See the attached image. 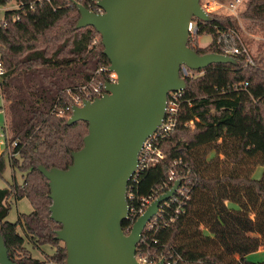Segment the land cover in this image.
Here are the masks:
<instances>
[{"label": "trees", "instance_id": "1", "mask_svg": "<svg viewBox=\"0 0 264 264\" xmlns=\"http://www.w3.org/2000/svg\"><path fill=\"white\" fill-rule=\"evenodd\" d=\"M12 1L21 5L6 10L0 23V96L10 164L23 179L0 188V231L17 264H43L29 254L26 238L35 247L55 246L51 260L66 264L67 249L56 238L62 225L51 218L49 180L38 166L67 169L73 163L72 153L83 147L89 124L69 125L58 111L94 78L104 79L107 73L97 71L110 60L95 27L76 28L77 5L66 0L35 9H30L32 0L0 4ZM242 17L248 29L264 30V0H248ZM212 18L197 19L198 38L208 33L211 42L201 47L190 39V47L204 54L245 45L235 17ZM233 57L237 65L213 63L182 72L187 87L178 126L163 144L167 159L146 172L139 186L146 194L166 178L174 159L182 160L177 169L186 174L190 198L174 222L155 234L158 243L152 236L148 240L152 249L180 257L181 264H264L248 259L264 246V173L254 177L256 168L264 167V56H252L254 64L245 54ZM5 167L1 154L0 174ZM11 196L28 198L33 206L15 222L7 220ZM129 225L125 220L124 230Z\"/></svg>", "mask_w": 264, "mask_h": 264}, {"label": "water", "instance_id": "2", "mask_svg": "<svg viewBox=\"0 0 264 264\" xmlns=\"http://www.w3.org/2000/svg\"><path fill=\"white\" fill-rule=\"evenodd\" d=\"M99 5L103 13L77 3L76 28L95 27L117 82H107L101 97L73 107L67 123L89 124L73 163L67 169L42 164L38 169L49 180L51 218L62 225L56 238L67 249L66 264H140L136 253L147 222L181 183L176 181L125 232L128 185L144 141L162 124L169 94L186 89L182 71L238 60L189 46L192 19H213L199 0H101ZM0 264H17L1 231Z\"/></svg>", "mask_w": 264, "mask_h": 264}, {"label": "built area", "instance_id": "3", "mask_svg": "<svg viewBox=\"0 0 264 264\" xmlns=\"http://www.w3.org/2000/svg\"><path fill=\"white\" fill-rule=\"evenodd\" d=\"M54 1L55 0H32L30 3V9H35L37 5H54ZM100 1L101 0H66V3H72L75 5H77V3L82 4L93 12L103 13L104 10L99 5ZM247 2L248 0H199L204 11L211 16L225 14L227 16L236 17L245 8ZM20 5V2H16V6L10 9H17ZM197 19L198 18H193L189 24V40L191 39V41H195L198 38L200 19ZM223 54L230 56L245 54L249 63H254L253 58L245 45L242 47L236 45L224 47ZM3 72L4 68L0 62V77ZM182 72L184 75L189 74V70H184ZM104 73H107L104 78L105 80H102V78H94L92 83L83 86L79 94L72 95L69 103L58 111L59 115L69 117L72 114L74 106H82L85 100H94L97 97H101L106 92L105 84L107 82H117V74L111 72L109 67H101L97 71L99 76ZM107 79L109 81H107ZM183 96L184 90L171 92L169 94L165 117L162 124L144 141L143 147L139 153L137 169L128 185L127 200L129 203V215L127 220L130 221V225L126 228V233H130L137 219L145 213L148 207L156 199L170 190L175 185L176 181H181L176 192L168 200L160 204L158 212L147 222L144 228L142 239L138 244L136 253V260L140 264H156L160 261H163L164 264H181L180 257L176 258L173 254L168 252L164 253L163 251L152 249L148 240L152 236L154 243H158L155 234L174 222L178 215L184 211L185 203H187L190 198L189 181L185 178L186 174L184 175L183 171L177 169V166L181 164L182 160L177 158L174 159L172 161L173 165L166 173V178L160 184L153 186L146 194L139 193V186L141 179L146 172L153 167L162 164L163 161L167 159L163 144L178 126ZM189 123L193 124V121H190ZM141 242L145 243L146 246H140Z\"/></svg>", "mask_w": 264, "mask_h": 264}, {"label": "rangeland", "instance_id": "4", "mask_svg": "<svg viewBox=\"0 0 264 264\" xmlns=\"http://www.w3.org/2000/svg\"><path fill=\"white\" fill-rule=\"evenodd\" d=\"M248 3V2H247ZM247 3L245 8L238 14V16H233L237 19V23L239 26V34L241 39L245 40V47L250 52L253 57H262L264 56V30H257L248 29L247 22L244 17H242V13L245 11L247 7ZM16 1L10 2L8 5H1L0 4V23L3 21L5 17L6 10L15 7ZM217 15H224L225 14H217ZM212 40V36L208 33L202 34L199 36L197 42L193 41L195 44L198 43L199 46L205 47L207 46ZM254 64V63H253ZM255 65L257 67H261L260 63L258 64L255 61ZM105 80V79H102ZM107 81H109L107 79ZM3 100L0 96V155L4 154L5 159V170L2 174H0V188L7 187L9 183H14L17 181L18 183H22V174L20 171L12 168L10 164V155L7 152L6 140H5V125L7 123L6 113L2 110ZM70 117V116H69ZM68 117V118H69ZM67 118V119H68ZM191 127L193 124L189 123ZM264 173V167L258 166L255 170L254 177L261 178ZM10 203V211L7 217L8 221L15 222L18 219L19 214H29L33 210V206L31 201L28 198H22L20 200H14L13 196L9 198ZM230 207H237L234 203H228ZM19 232L24 235L21 228H18ZM64 245L63 242H61ZM25 247L29 251V254L35 258L40 259L43 264H63V263H56L55 261L51 260V256L55 255L57 252V248L55 246H51L49 244H42L40 247H35L34 243L30 242L29 238H26ZM248 259L251 261H263L264 260V246H261L257 251L252 252L249 254Z\"/></svg>", "mask_w": 264, "mask_h": 264}, {"label": "crops", "instance_id": "5", "mask_svg": "<svg viewBox=\"0 0 264 264\" xmlns=\"http://www.w3.org/2000/svg\"><path fill=\"white\" fill-rule=\"evenodd\" d=\"M248 256H250V255H248Z\"/></svg>", "mask_w": 264, "mask_h": 264}]
</instances>
